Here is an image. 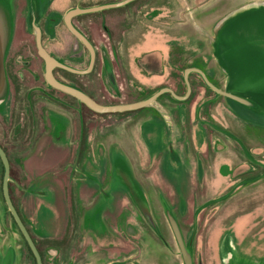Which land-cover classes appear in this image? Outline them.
I'll return each mask as SVG.
<instances>
[{
	"label": "rangeland",
	"instance_id": "rangeland-1",
	"mask_svg": "<svg viewBox=\"0 0 264 264\" xmlns=\"http://www.w3.org/2000/svg\"><path fill=\"white\" fill-rule=\"evenodd\" d=\"M0 1L6 4V0ZM11 1L21 5L25 0ZM40 1L43 12L40 13L38 6V20L41 22L42 19L49 25L46 22L48 14H44V10L50 0ZM59 1L64 3L67 0ZM68 1H71L72 6L79 4V7L84 3L83 0ZM86 1L102 4L121 0ZM136 1L128 5L124 12L142 10L144 6L158 3V0ZM190 1V6L195 9L201 22L208 21L206 16L211 18V13L214 12L211 3L199 5V0H188ZM29 3L31 9L33 0H29ZM66 8L61 11L66 13ZM160 10L170 8L162 5ZM182 10L185 21H189L187 9ZM155 12H152V17L157 16ZM218 12L214 13L215 16L221 10ZM26 14L30 23V13L27 11ZM90 17L95 18V15ZM75 21L80 31L84 29L96 41L99 63L95 65V71L74 77H68L56 69L57 78L82 88L104 105H117L116 102L120 100L122 104L144 100L154 89L166 83L165 71H161L159 76H149L150 81L140 85L137 90L118 86L117 90L113 88L106 70L105 59L109 56L107 48L102 44V27H99L98 22L88 24L85 17ZM53 27V34L46 36L45 43L54 51V55H59L76 69H87L90 54L69 31L62 16ZM103 28L108 31L107 26ZM25 29L35 43L31 25H27ZM95 29L99 30V36L94 34ZM186 30L190 33L191 27ZM125 42L127 44L123 48L127 49V59L129 57L139 75H144V53L153 49L162 50L169 45L174 48L176 44L170 56H165L163 66L167 67L170 79L174 78L180 83L178 95L186 94L183 76L187 69H184L182 57L193 56L192 53L186 55L180 52L185 41L174 42L155 30L148 31L145 36L143 32L138 37L128 38V41L125 39ZM203 46L205 56L210 54V47L213 52L209 42L207 45L203 43ZM198 58L201 59V56ZM109 60H112V68L116 71L118 63L115 57L112 55ZM214 62L217 64L218 60L214 58ZM44 73L45 67L42 65L38 84L52 96H39L35 101L36 121L40 131V120L48 122L46 127L49 134L38 136L41 138L38 139L37 149L33 150V154L31 150L28 151L30 160L25 161L28 162L29 172L19 184L21 198H15L22 205L27 227L41 249L44 264H86L87 261L93 264L90 256H102L104 264H184L165 207L170 209L186 244L191 247L193 264H244L242 255L227 253L225 256L221 250L235 245L231 238L232 232L237 231L243 235L246 227L256 228L254 217L248 219L244 214L259 210L260 205L264 204L257 202L259 194H264V153L260 155L261 148H264V114H259L264 110L262 105L258 110H250L245 116L219 108L213 109L211 114L210 108L216 100H227L234 106L238 105L217 95L199 74L191 73V94L185 101H178L170 94H164L156 101L159 108L150 106L124 113H97L86 108L75 97L49 86ZM116 74L117 71L114 76L119 80L121 77ZM191 76L194 78L193 85ZM199 93H205L210 100L197 110L196 120L206 132L205 144L203 137L195 134L196 143L200 147L198 149L189 137V128L193 124L189 117V107L196 103L194 98ZM182 105L186 108V115L183 117ZM215 134L227 141L241 159H247L251 163V169L241 173L237 183L233 178H236L238 172L234 173L232 165H212L216 154L213 147H220V140L214 139ZM82 136L85 140L81 145L79 159V141ZM11 154L15 159L17 151L11 150ZM14 166L17 169V165ZM3 172L0 162V211L7 225L0 235V264L8 253L11 254L12 264H36L35 257L5 203L2 192ZM244 178L250 179L245 182ZM213 180L216 181L217 190L223 192L215 198L207 196ZM229 181L231 187H227ZM242 185V191L236 192L235 189ZM34 188L46 189L42 192L43 195L48 190L53 192L48 197L49 206L46 207V201L44 205L34 199ZM37 206L55 213L46 219V215L42 216L37 212ZM92 228H97V231L102 228L99 235L106 238L104 243L92 244ZM250 238L251 235L249 240ZM55 240H65L68 243L62 247H54L50 242ZM89 253L90 256L87 255ZM261 257L257 253V258L254 259L264 264ZM71 259L74 261H70Z\"/></svg>",
	"mask_w": 264,
	"mask_h": 264
},
{
	"label": "crops",
	"instance_id": "crops-1",
	"mask_svg": "<svg viewBox=\"0 0 264 264\" xmlns=\"http://www.w3.org/2000/svg\"><path fill=\"white\" fill-rule=\"evenodd\" d=\"M83 2L84 3L80 4L81 8H89V7L103 5V4L115 3V2H109V3L105 2V3L100 4L96 1H86V0H83ZM70 4H72L71 1L67 0L60 8L65 9L67 7L66 9L70 10L72 8L79 7L77 6L79 4L73 5V6ZM162 5L168 6L170 10H164V11L160 10V7ZM179 5L180 3L178 2V0H158V3H155L154 5L144 6L142 10L136 9V10H133L132 12H129V11L124 12V10L127 7V6H124L120 8H114V9H109V10L96 12V13H92L88 15H83V16H87L85 17V19L87 20L88 24H93L95 22L96 23L98 22L100 25L99 27H102L103 39H104L102 44L105 48H107L106 50V52L108 53L107 56H109L110 58V56L112 57L113 55V58L115 57L118 63L116 66V71H117L116 75L121 77L119 79L120 82L119 80L116 79L118 87L122 89L129 88L132 90L133 89L137 90L140 88V85L145 84L148 81H150L149 76H152V75L159 76L161 74V71H165V76L167 78L166 83L159 86L157 89H154L152 94H154L161 88H171L172 90H174V92H176L177 95L179 94L178 88L180 86L179 85L180 83L176 81L174 78L170 79V77L167 74V71H168L167 67L163 66V61H165V56L166 55L168 57L170 56L171 54L170 52L174 51L173 49L175 48L176 44H174V48L173 46L169 45L163 48L162 50L153 49L152 51H148L147 53H144V60H143L144 75L143 74L139 75L138 73H136L135 67L130 62L129 57L127 59V49L123 48V45L127 44L125 42V39L126 41H128V38L138 37L143 32L145 36L148 31L150 32V31L156 30V31L162 32V34H164L165 36H168V38L173 39L174 42H177L180 40H183L186 42V44L180 48V52L186 55L187 53H192L193 57H187L185 55L184 57H182L183 65H185L184 69H187L190 67L200 68L203 71H205L206 74H208L209 78L215 84H218L222 89L231 90L230 79H228L230 74L228 73V70H226L227 68L225 67L224 63L220 64L218 62L216 64L214 62V58L216 59V56L214 54V50L213 52L211 51V47H210V54L208 53L205 56L204 49H203L204 47L203 43H206L207 45L209 42L211 45V41L214 43L219 38H222V41H223V38L233 36L234 35L233 31L238 26H241V27L246 26V33H250L252 29L263 28L262 23H259V22L264 21V5H254V6L246 7L244 9H241L238 12H235L229 15V18H225V19H222L221 21H218L213 29L214 30L213 34H211L208 29H204V28L199 29L200 22H198L199 19L196 16L197 14L195 16L197 17L198 21L194 18L192 14H191L192 20H190L193 23L194 27L196 28L197 34L193 32L192 30H190V27H191L190 22L188 20H186L188 22L185 21L183 17L182 6L181 8H179ZM186 8L188 9V6H186ZM153 11H156L155 12V15L157 14L156 17H152ZM97 14H99L100 16H97ZM91 15H95V18L90 17ZM104 26H107L108 31L104 30L103 28ZM185 28L186 29L189 28L191 32L189 33ZM81 30H82L81 31L82 33H84L88 38H90L89 34L84 29H81ZM98 32H99L98 29L94 30V34H97L99 36ZM199 33L202 35L201 37L203 38H200L198 36ZM252 34H262V33L256 32ZM90 41L96 45V41L92 39ZM200 56H201V59L198 58ZM111 61L112 60H110V62ZM200 61H201V64H198ZM116 71L114 69L115 73ZM193 79L194 78L191 76L190 80H191L192 85H193ZM248 97L256 103L257 107L255 109L246 108L242 106L241 104H238L234 101L233 102L236 103L238 106H234L235 104H231L227 100L226 101L216 100L212 104L213 108L212 107L210 108V112L211 114H213L214 112L213 109L219 108L220 110L227 109L228 111H234V113H238V114L245 116L246 114L250 113V110H258L260 108V105H262V107L264 108V93H255L251 95L249 94ZM194 100L196 101V103L193 106L191 105L189 107V117L193 123L191 125V128H189L190 129L189 137H190V141L194 145H196V147L199 149L200 147L197 145L198 143H196L195 134L197 136H202L204 144H205L206 132L203 130L201 125L199 126V122L196 120V116L198 113L197 110L200 105H203V103H205L206 101H209L210 99L205 96V93L204 94L199 93L196 95ZM260 102L262 104H259ZM123 104H126V103H123ZM180 107L181 109H183L181 111H184V109H186L184 108L185 105H182ZM185 111L183 112L182 117L186 115ZM259 114H264V110L262 112H259ZM214 139L220 140V142H218V145L220 147H217V148L213 147L214 152L216 153L214 156L213 163H212L213 167L217 165L224 166L225 164L232 165V168L234 169V173L238 172V175L236 176V178H233V179L235 180V182L236 181L238 182L241 173H246L248 169H251V166H250L251 163L247 159H241L238 153L229 146L227 141H223V139L220 136L215 134ZM260 151H261L260 155H263L264 148H261ZM261 164H263L262 161H261ZM249 179L244 178V181L247 182ZM231 186H232L231 181H229L227 187H231ZM243 186L244 185L237 187L235 191L236 192L242 191L241 189ZM32 190L35 191L33 197L34 199H36L37 202L44 203L46 201L45 202L47 203L46 207L49 206L48 204H49L50 199H48V197H50L53 194L52 191L48 190L47 194L43 195L42 192L46 190L44 188H34ZM235 191L233 192L236 193ZM221 193L223 192L217 190L216 181H214L209 187L207 196L215 198L219 196ZM13 195L16 198L17 197L21 198V195L19 196L17 193H14ZM259 195L260 196L257 202L263 203L264 194H259ZM233 196H235V194ZM242 206H239L238 208L242 209ZM18 207H19L18 208L19 214L27 227V224H26L27 219L24 215V211L22 210V205H19ZM37 212L41 213L42 216L46 215L45 216L46 219L49 218L50 214L55 213L54 211L51 212L50 210L44 209L43 207L40 208L39 206H37ZM244 216L245 218H248V219L254 217L255 219L254 225L256 228L250 229L249 227H246L245 229L246 233L244 232L246 236L245 234H243L244 236L239 234L237 231L232 232L231 238L234 241L235 245H233L232 247L228 246V249H225V250L223 248L221 250L222 255L225 254L226 256L227 253H234V254L238 253L239 255H242V257L244 258V264H250V262L251 263L256 262V264H261L259 263V261H256L254 258H257V253H258L260 257L262 256L261 260H264V224H263L264 204L260 205L259 210L256 209L253 212L248 211L246 214H244ZM32 219L33 218H31V222H32ZM101 229L97 231V228H92L91 233H93L94 235L91 239L92 244H97V243L102 244L104 243V241H106V238H103V236L99 235ZM249 234L251 235L250 240H249V236H250ZM50 243L54 247H62V246H65L68 242H65V240H62V241L55 240ZM87 255L90 256L91 254L89 253ZM221 258L223 259L224 257H221ZM89 259L90 261L94 262L93 264H104L102 256H100L99 258H97L96 256H94V258H91L90 256ZM6 260L7 258L4 259L2 264H6ZM70 261H74V260L71 259ZM87 262L88 263L86 264H92V263H89V261ZM70 264H77V263L70 262Z\"/></svg>",
	"mask_w": 264,
	"mask_h": 264
},
{
	"label": "water",
	"instance_id": "water-1",
	"mask_svg": "<svg viewBox=\"0 0 264 264\" xmlns=\"http://www.w3.org/2000/svg\"><path fill=\"white\" fill-rule=\"evenodd\" d=\"M136 0H121L115 3L103 4L93 6L89 8L75 7L68 10L64 16L63 21L69 31L82 43V45L88 50L90 54V61L87 69L79 70L64 64L61 60L53 57L43 46L42 31L40 28V22L38 20V7L36 0H33L31 7V24L36 38V44L39 56L45 62V80L52 88L75 97L78 101L88 107L90 110L97 113H124L140 110L150 106H157V99L164 95L170 94L175 100L185 101L191 94V84L189 81V75L191 73L199 74L205 84L213 90L217 95L223 96L229 100H232L242 106L255 109L256 103L252 101L248 95L255 93H264V21L262 23L263 28L252 29L250 33H246V26H238L233 31L234 35L227 38H219L214 43L211 41L216 59L218 62L224 63L228 70L231 90L222 89L216 86L207 75L198 68H189L184 73V80L187 86V92L184 96H179L171 88H162L152 94L150 97L129 104H117V105H104L95 101L92 97L85 92L77 89L73 86L60 81L54 71L61 69L77 75H86L94 70L97 60V51L94 44L90 39L82 33L73 23L75 17L88 15L96 12H101L109 9L120 8L131 4ZM33 16V18H32ZM12 30V16L8 6L0 1V103L6 99L8 92V83L6 79V71L4 66V60L8 45L10 42ZM262 34H252V33ZM241 34V35H239ZM106 70L110 84L117 90V83L114 76V71L111 62L108 57L105 59ZM159 108V107H158ZM0 157L2 158L5 174L3 179V194L7 204V207L12 214L19 230L25 238L28 246L30 247L36 264H44L42 255L34 242L28 228L22 220L19 212L17 211L12 201L9 181H10V162L5 151L0 146ZM165 212L176 242L180 249V253L184 264H193V258L190 245H187L180 226L172 215L170 209L165 207ZM149 216V215H148ZM11 254L8 253L6 264H12Z\"/></svg>",
	"mask_w": 264,
	"mask_h": 264
},
{
	"label": "flooded vegetation",
	"instance_id": "flooded-vegetation-1",
	"mask_svg": "<svg viewBox=\"0 0 264 264\" xmlns=\"http://www.w3.org/2000/svg\"><path fill=\"white\" fill-rule=\"evenodd\" d=\"M183 1L186 2L184 3ZM5 2L11 12L12 30H11L10 42L4 60L6 79L8 83V92L6 95V99L2 103H0V146L5 151L10 162L11 170H10L9 190L14 206L19 212L18 209L19 204L17 203V199H15L16 197H14L13 194L17 192L19 196L21 195L20 194L21 186H19V184H21L22 177L24 175L26 176L28 175L29 167L27 161L30 155L28 154V151L31 150L33 154V150H36L37 147L36 146L37 141L38 139L41 138L38 136L43 137L44 134H49V129L46 127L48 122H45L43 119L40 120V124H39L41 125L42 130L40 131V129L38 130L37 128L38 126L36 121L37 105L35 101L39 96L51 97L52 94L46 91L44 88L40 87L38 84L40 77L39 73L42 65L45 67V62L38 54L36 38L34 43L32 38L28 36V33L25 29V27L29 24L31 25L32 28L31 20L29 23L28 14H26L28 11L30 13V18H31V9H30L29 0H25L21 5H16L15 3H12L11 0L9 1L6 0ZM36 2H37V7L39 6L40 13H42L43 10H42L41 1L36 0ZM178 2L180 3L181 6L183 5V3L185 4L182 7L184 10L187 9L186 6H188L187 9L188 12L186 13L188 14L189 17L191 30L197 34L196 28L194 27L193 23L190 21L192 20L191 14L197 20L196 17L197 15L196 13H194V8L190 6L192 2L191 1L188 2V0H178ZM199 2L200 3L198 4H210V3L212 4V8L214 12L211 13L212 15L211 18H209L210 16L209 17L206 16L205 19L208 18L207 19L208 21L206 22H201L199 18H198L199 21L197 20L198 22H200L199 29H203V28L208 29L211 34H213L214 31L213 29L218 21H221L222 19L225 18H229V15L238 12L246 7H250L254 5H264V0H206V2H201L199 0ZM64 3H61L59 0H50L49 2H47L45 6L46 9L44 10V14L46 13L48 14L46 18V22L49 25L45 24V22H43L42 19L40 22L43 46L48 51V53H50V55H52L53 57L59 60L61 59L55 56L54 51L49 46L46 45L45 38L48 34L49 35L53 34L54 31L53 25H55L58 22L60 16H62L63 18L65 13L61 11L62 9L60 7ZM219 10H221V12L218 15ZM215 12H218L217 16H215L216 15L214 14ZM78 18H83V17L81 16L75 17L73 20L74 25L76 22L75 19ZM198 36L200 38H203L201 37L202 35L200 33ZM190 68H196V67H190ZM215 85L221 88L218 84ZM84 140L85 139L82 136V138H80L79 141V151H78L79 159L81 157V155L79 154L81 145H83ZM11 150L17 151V156L15 159L11 154ZM0 162L3 165V171H4L3 179H4L5 169L1 157H0ZM15 164L17 165V169L14 166ZM3 179H2V192H3ZM11 218L15 222L12 214H11ZM6 226L7 225L5 224V220L0 211V235L3 234Z\"/></svg>",
	"mask_w": 264,
	"mask_h": 264
},
{
	"label": "trees",
	"instance_id": "trees-1",
	"mask_svg": "<svg viewBox=\"0 0 264 264\" xmlns=\"http://www.w3.org/2000/svg\"><path fill=\"white\" fill-rule=\"evenodd\" d=\"M137 1H135V2H132V3H136ZM82 17H87V16H82ZM90 40H91V38H89ZM93 43V42H92ZM95 45V44H94ZM109 45V44H108ZM96 46V45H95ZM55 56H57V57H59L60 58V56L59 55H55ZM61 59V58H60ZM62 60V59H61ZM63 61V60H62ZM86 61H87V59H86ZM89 61H90V58H89ZM89 61H88V64H89ZM64 62V64H66V65H68V66H71V65H69L68 63H66L65 61H63ZM98 63H99V59H98V53H97V60H96V63H95V65L97 66L98 65ZM85 64V63H84ZM88 64H87V67H88ZM95 66V67H96ZM72 67V66H71ZM74 68V67H73ZM58 70H60V71H62L66 76H70V77H74V76H81V75H77V74H73V73H70V72H67V71H64V70H61V69H58ZM95 71V70H94ZM59 79V78H58ZM60 81H62L63 83H65V84H68V83H66L65 81H63L62 79H59ZM68 85H70V86H73V85H71V84H68ZM73 87H75V88H77V89H80L81 91H83V92H85L87 95H89L86 91H84L82 88H80V87H76V86H73ZM152 94H150V96H151ZM90 97H92L91 95H89ZM93 98V97H92ZM94 99V98H93ZM94 100H96V99H94ZM97 101V100H96ZM99 102V101H98ZM117 104H122V101L120 100V102H116ZM115 103V104H116ZM87 108V107H86ZM27 243V242H26ZM27 246H28V244H27ZM28 248H29V250L31 251V249H30V247L28 246ZM38 249H39V251H40V253H41V249L38 247ZM31 254L33 255V253H32V251H31ZM41 255H42V253H41ZM34 256V255H33Z\"/></svg>",
	"mask_w": 264,
	"mask_h": 264
}]
</instances>
